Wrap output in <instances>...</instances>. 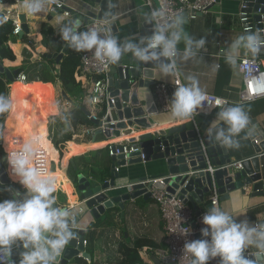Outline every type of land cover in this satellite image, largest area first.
Instances as JSON below:
<instances>
[{
    "label": "crops",
    "instance_id": "1",
    "mask_svg": "<svg viewBox=\"0 0 264 264\" xmlns=\"http://www.w3.org/2000/svg\"><path fill=\"white\" fill-rule=\"evenodd\" d=\"M58 1L64 3V9L81 13L78 7L87 0ZM122 2L123 6L119 7L118 17L112 20L116 23V32L113 34L121 41L125 39L138 41L140 37L146 36L144 35L146 31L144 25L148 26L146 22V13L148 10L143 6V0H122ZM19 4L20 0H0V25L4 22L2 19L7 14L11 15L12 19L17 20L20 15H24L28 27L27 34H24L22 37L12 35L11 39L8 41V46L15 55L16 60L15 62L4 60L0 61V63L9 70L10 67H16L21 64V61L24 59V53L30 54L32 61H40L44 54L48 56L58 53L60 50L58 52H53L52 46L55 44V39H58L61 41L62 48V40L58 35V28L61 22L67 23L68 21V18L60 11H55L53 13L41 12L38 16L22 14ZM241 4L242 0H218L217 4L212 7L208 13L201 14L194 20H190L188 17L185 18V31L194 39L204 38L206 43L204 47L198 51L196 56L184 60L183 51L185 45L181 42L178 45L179 51L176 57L177 71L180 73L179 78L181 82L186 83L187 81L185 78L187 76H194L198 81L200 89L204 93L226 99L232 103L231 106L237 105L242 91V75L238 67L239 60L250 57L249 53L241 52L243 55H240L235 67L225 62V52L230 43L237 36L244 34L243 26L239 21ZM80 30H82V28H80ZM23 38L26 39V42L23 41ZM255 59L258 60L264 70V58ZM55 66L56 68L58 67L56 61ZM75 78L84 91L83 104L87 109L86 112L96 118L101 110V105H93L88 99L91 81L96 77L84 79L80 78L77 74ZM173 79L174 76L163 78L161 74H159L155 84H171ZM16 83L32 85L35 82H7V95L11 94L13 100V86ZM44 85L46 86V90L49 87L51 91V96L47 101L48 115L45 118L47 119L46 124H48V117L57 116L53 108L54 103L59 105L61 111L71 110L78 106V104L73 102L66 94L71 100V103L68 104L62 97L61 93L63 90L59 89L57 86L52 84ZM154 85L148 90H139L140 94H148L150 97L146 103L147 107L152 103L156 105L153 94ZM22 103L23 100L20 105V124L24 127L29 118L24 116L23 112H28V115H32V112L30 108H24ZM240 106L245 109L249 116L256 120L261 128H264V97L253 102L241 104ZM14 113L15 101L13 109L6 113L4 118V120H6L5 123L11 119ZM158 113L161 126H164V128L181 125L189 120H173L168 112L160 113L158 111ZM214 120H216V118L211 117L210 114H204L203 117L196 116L198 125L207 126L208 129ZM46 129L48 138L47 126ZM86 130H91L92 134L86 135ZM95 130V126H81L79 130H76L71 141L68 142L64 154L62 155L58 150H55L57 158L49 161L53 162L54 166L58 167L50 172V165L48 162V164H46V173H44L49 178L58 180L60 184L62 182L60 189L53 192V195L56 197V202L59 207H68L72 209L76 219L75 228L85 231L86 245L84 246L88 258H84L81 256L82 254H80L69 264H76L78 260H82L85 264H103L108 261L110 264H117L124 257L128 255L132 256L134 252L140 257L141 264L154 263V260H157L156 254L158 251L164 250L166 245L161 214L157 204L151 198L144 200L142 197H139L134 202L125 204V209L123 211L114 208L106 213V218L103 221H95L84 207L83 202L78 199L76 185L73 184L70 177L66 176L69 161L71 158L76 157L80 158V160L77 161L78 167L74 169H79V174H83L89 179L91 178L99 182H103L106 175L108 177H106L105 181L109 180L112 170L111 157L109 154H106V148L118 141L126 140L128 137L142 135L146 133L147 130L136 131L132 136H121L120 138L114 139H107L103 135H95ZM3 131L4 130L1 128L0 133H3ZM245 135V133H241V137ZM240 142L241 147L238 153L232 154L231 156L233 161H241L253 154L251 141H249L248 138L241 139ZM70 151H72V155L68 158L64 170H61L62 157ZM259 164L263 177L264 191V155L260 158ZM138 170L137 166L119 167V181L126 180V177L131 179L149 175L147 172H141V169ZM8 186L9 189L5 200L12 198V192H19L21 194L24 192L23 188L15 183H11ZM3 187H6V185ZM210 196L211 194L206 197L204 203L198 205L200 211L206 209ZM219 206L222 210L236 216V222L247 221L249 225H255L264 221V194L251 197L250 189H247L244 194L241 190L237 189L229 193L227 199L220 200L219 198ZM188 207L191 208L190 204H188ZM110 219H112L111 222L109 221ZM249 250L250 249H248L246 253ZM11 264H19V262H11Z\"/></svg>",
    "mask_w": 264,
    "mask_h": 264
},
{
    "label": "clouds",
    "instance_id": "2",
    "mask_svg": "<svg viewBox=\"0 0 264 264\" xmlns=\"http://www.w3.org/2000/svg\"><path fill=\"white\" fill-rule=\"evenodd\" d=\"M54 0H20L22 14L38 16ZM162 11L153 10L146 22L153 25L150 36L138 41H121L113 34L107 20L105 27H90L80 31L82 21L73 19L61 22L58 28L60 39L76 52H91L103 67L116 64L126 55L143 64H152L163 78L179 77L176 57L178 45L185 47L183 59L188 60L198 54L206 43L204 38L194 39L184 29L185 18L175 16L171 21L161 23ZM264 50V35L245 33L237 36L225 52V62L235 67L241 52L258 56ZM186 83L178 82L167 103L166 109L173 120H187L204 107L206 94L200 89L194 76H187ZM217 100V105L226 104ZM14 100L9 95L0 94V114L10 112ZM55 114L67 121L59 105L54 103ZM249 125L248 114L239 104L221 107L207 130L209 142L224 149L238 150L241 147V133ZM38 138L24 142L20 148L8 155L12 179L22 186L23 194L12 192V199L0 202V264H11L12 250L17 245L21 252L19 264H58V257L65 247L76 238L75 213L68 207L57 206L51 179L35 163ZM236 216L213 206L202 217V239L186 242L184 255L191 258V264H208L219 257L220 264H264V223L249 225L247 221L236 222ZM189 229H182L183 235ZM254 249V258L246 255Z\"/></svg>",
    "mask_w": 264,
    "mask_h": 264
},
{
    "label": "water",
    "instance_id": "3",
    "mask_svg": "<svg viewBox=\"0 0 264 264\" xmlns=\"http://www.w3.org/2000/svg\"><path fill=\"white\" fill-rule=\"evenodd\" d=\"M243 4L245 6L243 12L247 18L245 27H248V30L243 31L244 34L253 32L264 35V0H243ZM121 6H123L122 0H87L78 7L81 13L70 11L67 22L80 19L82 24H86L90 18L108 20L112 32L115 33L116 23L112 20L118 17ZM149 13L148 11L146 15ZM182 16L188 17L187 13ZM18 21L21 24L18 37H22L28 33L24 15H20ZM144 27L146 30L144 35L150 36L153 25L148 23V26L144 25ZM67 49V44L62 41L60 51L47 57L59 63ZM249 56L262 59L264 50L258 56L250 54ZM17 74V70L10 71L0 63V75H4L7 81L13 82ZM159 74L152 64L138 62L131 54L124 55L119 62L110 66L105 76L107 100L104 115L96 119L86 112L87 117L96 127L95 135H103L107 139L128 137L136 131L147 130L142 135L128 137L111 145V149L114 152L116 149L119 150L120 154L111 157L112 170L109 180L99 182L83 174L77 175L75 187L78 199L83 202L95 221H103L106 213L114 208L123 211L125 204L134 202L139 197L144 200L149 199L148 189L152 186L176 195L185 205L190 204L195 216L201 212L198 205L204 203L206 197L214 190L220 200L227 199L228 194L237 189L243 194L250 189L251 197L264 194L259 164L260 158L264 155V128L248 115L249 125L245 134L251 141L253 154L241 160V167L237 169L235 163L238 161H233L231 156L238 153L240 148L226 150L214 142H209L208 127L198 125L196 116L190 117L181 125L167 128L161 126L157 106L152 103L147 107L149 95L139 93V90H148L152 87ZM173 93L171 91V97ZM61 94L68 104L71 103L64 91ZM219 110L220 108H215L210 116L216 118ZM197 116L203 117L204 114ZM5 122L6 120H3L1 123L2 130L5 129ZM2 142L3 137L0 133L1 146ZM123 146L127 150L131 148L135 151H129L124 155ZM127 166H137L141 172H147L149 175L131 179L126 177V180L120 182L119 167ZM115 168H118V171ZM10 184V180L3 171H0V188ZM194 226L193 221L192 227ZM74 231L77 236L58 257V264H69L80 254L88 258L83 245L85 231L76 228ZM196 240H199L198 236ZM22 251L24 250L19 246L14 248L10 262H19ZM254 252V249H250L246 255L254 258ZM154 264H158V261L154 260Z\"/></svg>",
    "mask_w": 264,
    "mask_h": 264
},
{
    "label": "built area",
    "instance_id": "4",
    "mask_svg": "<svg viewBox=\"0 0 264 264\" xmlns=\"http://www.w3.org/2000/svg\"><path fill=\"white\" fill-rule=\"evenodd\" d=\"M218 0H143V6L149 11L159 10L164 13L161 17L160 22L171 21L177 15H183L187 13L188 19L194 20L201 14H206L209 10L217 4ZM64 3L54 0L53 3L49 4L48 7L42 13H53L55 11H60L66 17H70V11L64 9ZM245 6L242 4L240 6L239 21L243 26V31L248 30V27H245L246 16L243 10ZM4 22L11 21L13 24L12 35H18L21 31V24L17 19H12V16L7 14L2 19ZM103 20L96 18H90L86 24H82L81 28L83 31L88 30L90 27H105ZM108 21V20H107ZM110 22L108 21V25ZM81 66L79 77L80 78H92L91 87L88 92L89 101L93 104H100L106 102L107 92L105 79L109 67H103L95 58L91 52H82L80 58ZM239 71L242 75V91L239 96V101L237 104L241 105L244 103L253 102L257 99L264 97V70L259 64L258 60L252 57H245L239 60L238 63ZM14 81L25 82V76L23 74H17L14 77ZM181 82L179 77L174 76V79L171 84L167 83H157L154 85L153 94L155 98V103L157 109L160 113L168 112L166 109L167 103L171 99V91H175L176 83ZM206 94V99L204 102V107L198 109L193 116H197L200 113L210 114L215 108H221L224 106L232 105V103L221 97ZM217 100L226 101V104L217 105ZM86 135H91V130L85 131ZM16 151V150H15ZM129 151H135L130 148L127 150L125 146L122 147V154H127ZM13 152V151H11ZM11 152H7L8 155ZM108 154L110 157L119 155V150L115 152L111 149V146L108 147ZM46 160L47 156L43 151H37L35 156V163L38 167L46 173ZM49 171L52 172L51 166L53 162H49ZM235 167L240 168V161L235 163ZM118 171V168H115ZM4 174L10 180L11 183L19 184L15 182L11 175L8 164L4 170ZM52 181V186L59 190L61 184L58 180L50 178ZM154 183L156 180L153 181ZM143 184H145L143 182ZM21 186V185H20ZM22 187V186H21ZM150 193V198L157 204L161 219L163 223V231L165 233V249L158 251L156 254V259L158 264H191V258L183 253V247L186 242L196 240V236L199 239H202L201 229L204 227L202 224V217L205 212L209 211L213 206H219V196L214 190L208 200V204L205 210L201 211L198 216H195L194 212L188 205H185L176 195H171L166 192L164 189L157 187H150L148 189ZM12 199V198H11ZM220 207V206H219ZM195 223V226L192 227V223ZM256 225V224H255ZM188 228L189 234L183 235L182 229ZM83 245H86V241L83 242ZM18 246V245H17ZM16 246V247H17ZM14 247V248H16ZM13 248V249H14ZM131 264H141L138 262H133ZM154 264V263H150ZM208 264H220L219 257L212 259Z\"/></svg>",
    "mask_w": 264,
    "mask_h": 264
},
{
    "label": "trees",
    "instance_id": "5",
    "mask_svg": "<svg viewBox=\"0 0 264 264\" xmlns=\"http://www.w3.org/2000/svg\"><path fill=\"white\" fill-rule=\"evenodd\" d=\"M12 31L13 24L11 21L3 22L0 25V61L5 60L8 62H15L16 60L15 55L8 46V41L12 37ZM23 41L26 42V39L23 38ZM54 43L55 44L52 46V50L53 52H58L61 49V41L55 39ZM81 53L82 52H76L68 47L65 55L58 63L57 68L55 66V60L52 58L49 59L46 54L42 55L40 61H32L30 54L24 53V59L21 61V64L16 67H10V71L17 70L18 74L21 73L25 76L24 83H35L32 85L27 84L23 87H18V92L23 97L22 105L24 108H30L32 115H28V112L26 111L23 112V115L29 118L28 122L23 129L15 130L12 133L10 137L11 148L7 152L18 150L24 142L36 137L38 138V144L36 146L37 151H43L47 156L46 165L51 159L55 160L57 158L55 150H58L60 154H62L61 151L67 148V144L71 141V138L76 130H79L81 126H94L92 121L86 115L87 109L83 104L84 91L75 78V76L80 72ZM7 82L9 81L5 80L4 75H0V94L6 96ZM38 82L57 86L59 89L63 90L73 102L78 104V106L74 109L61 111L67 116L66 122L61 119V116L48 117V138L46 129L47 119L45 118L48 115L47 101L51 96V91L48 87L47 94H42ZM99 105H101V110L96 119L101 118L105 113V102H102ZM6 113L0 114V132L1 123L4 120ZM106 154L108 155V147L106 148ZM71 155L72 151L66 153L62 157V166L60 167L61 170H64L66 162ZM3 157L4 153L2 151V146L0 145L1 165L4 163ZM79 160L80 158L73 157L67 165V174L75 185L77 182V175L80 172L78 171L79 169L74 168L78 167L77 161ZM106 177L108 176L105 175V178L103 179L104 181ZM112 219L109 221L111 222ZM133 262L141 263L140 257L135 254V252L132 256L128 255L124 257L117 264H131ZM76 264L85 263L82 260H78ZM103 264H110V262L108 261Z\"/></svg>",
    "mask_w": 264,
    "mask_h": 264
},
{
    "label": "bare ground",
    "instance_id": "6",
    "mask_svg": "<svg viewBox=\"0 0 264 264\" xmlns=\"http://www.w3.org/2000/svg\"><path fill=\"white\" fill-rule=\"evenodd\" d=\"M26 84L22 85L19 83L14 84L13 88H14V95H15V113L14 115L11 117V119L9 121H7V123H5V129L3 131V142H2V147L5 150V152H7L10 148V137L12 135V133L15 130H21L23 129V125L20 124V113H21V101L23 100L22 95L19 94L18 92V88L17 87H23ZM39 88L42 94L46 95L47 94V90L45 88V86L42 83H39Z\"/></svg>",
    "mask_w": 264,
    "mask_h": 264
},
{
    "label": "rangeland",
    "instance_id": "7",
    "mask_svg": "<svg viewBox=\"0 0 264 264\" xmlns=\"http://www.w3.org/2000/svg\"><path fill=\"white\" fill-rule=\"evenodd\" d=\"M46 126H47V124H46ZM47 128H48V126H47ZM2 151H3V153H4V157H3V164L1 165L0 164V171H3V173H4V170H5V168H6V164H7V155H6V152H5V150L3 149V147H2ZM64 151H65V149H63L62 151H61V153H62V155L64 154ZM58 166H54V165H52L51 166V170H53L54 168H57ZM66 176H68L69 177V175L68 174H66ZM8 189H9V186L8 185H6V187H2V189H0V202H2V201H4L5 199H6V195H7V192H8Z\"/></svg>",
    "mask_w": 264,
    "mask_h": 264
}]
</instances>
